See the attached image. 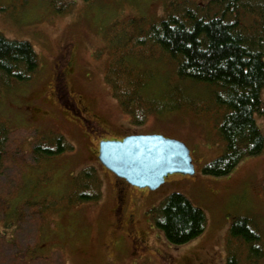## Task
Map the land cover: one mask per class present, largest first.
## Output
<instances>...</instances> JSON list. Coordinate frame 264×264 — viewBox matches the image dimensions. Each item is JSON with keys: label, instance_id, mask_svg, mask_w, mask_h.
Returning a JSON list of instances; mask_svg holds the SVG:
<instances>
[{"label": "rangeland", "instance_id": "1", "mask_svg": "<svg viewBox=\"0 0 264 264\" xmlns=\"http://www.w3.org/2000/svg\"><path fill=\"white\" fill-rule=\"evenodd\" d=\"M175 7L179 11L182 6ZM0 9V36L29 41L40 61L29 81L0 82V126L11 131L0 166V264H226L228 231L238 218H247L264 244V151L243 160L228 176L203 173L226 147L219 133L224 109L215 106L211 89L182 83L175 64L158 47L133 45L130 50L140 64L135 76L152 77L147 87L152 112L136 125L106 81L108 68L119 61L112 41L143 39L152 24L176 12L171 0H0ZM68 44L75 49L71 66L65 68L67 56L61 54ZM134 59L130 63L137 67ZM121 66L130 69L127 63ZM56 68L67 71L65 80L61 78L63 103L54 91ZM68 95L83 101L78 106L87 108L86 118H98L103 126L87 125V132L95 133H85L79 121L83 117L66 100ZM262 101L264 106V92ZM256 121L264 136V115ZM132 135L182 141L196 174H172L156 191L119 184L92 150L99 140L118 142ZM55 136L73 150L36 161L34 147L53 146L49 143ZM88 170L99 178L102 198L78 202V175ZM122 186V216L129 210L134 214L138 235L146 239L143 248L134 247L127 231H115L116 192ZM173 193L187 197L207 220L205 232L181 246L170 244L153 225V210ZM233 243L241 264H251L245 246ZM257 264H264V258Z\"/></svg>", "mask_w": 264, "mask_h": 264}, {"label": "trees", "instance_id": "2", "mask_svg": "<svg viewBox=\"0 0 264 264\" xmlns=\"http://www.w3.org/2000/svg\"><path fill=\"white\" fill-rule=\"evenodd\" d=\"M171 6L175 9V6L182 7L152 24L143 34V39L133 37L134 41L125 36L111 40L114 54L119 53L114 57L119 61L108 68L106 81L115 100L136 125L144 124L152 112L150 98H147L148 80L152 77L147 79L149 75H146L142 80L135 76L140 64L130 50L133 45L137 48L147 44L158 47L175 64L176 76L182 83L203 84L211 89L215 106L224 109L219 133L226 147L224 155L206 165L203 173L225 177L243 160L259 156L264 151V136L256 125V116L264 115V0H206L204 4L194 5L190 0H184L183 5L171 0ZM3 11L0 9V13ZM132 59L137 62V67L131 65ZM39 62L38 54L29 41H14L0 36L2 84L29 81ZM126 63L129 70L122 69L121 64ZM56 82L59 93L63 88L62 79L58 76ZM178 90L176 94L181 95L183 91ZM10 132L6 125L0 126V166ZM49 144L53 146L40 143L34 147L36 161L73 150L62 136L53 137ZM78 176L77 201L101 200L102 184L94 171H84ZM153 212V225L172 245L188 244L205 232L207 220L204 211L180 193L170 194ZM228 232L226 264H241L237 251L232 248L235 241L245 246L247 260L251 264H257L264 258L262 236L247 218L236 219Z\"/></svg>", "mask_w": 264, "mask_h": 264}, {"label": "water", "instance_id": "3", "mask_svg": "<svg viewBox=\"0 0 264 264\" xmlns=\"http://www.w3.org/2000/svg\"><path fill=\"white\" fill-rule=\"evenodd\" d=\"M66 62L69 60L65 61V68ZM98 161L117 179L151 191L162 187L172 174H196L189 148L182 141L160 135H132L118 142L102 141Z\"/></svg>", "mask_w": 264, "mask_h": 264}, {"label": "flooded vegetation", "instance_id": "4", "mask_svg": "<svg viewBox=\"0 0 264 264\" xmlns=\"http://www.w3.org/2000/svg\"><path fill=\"white\" fill-rule=\"evenodd\" d=\"M68 47L66 48H63L62 49V54L61 56H67V59L66 61L69 60V63L67 65V67L69 68L71 66V63H72V59H73V54H74V49H75V45L74 44H68L67 45ZM66 75H67V71L63 74V73H60V71H57V68H56V71H55V83H54V91H55V94H56V98H57V101L60 103H63L62 102V98L60 97V92L57 93V78L59 76V78H63L65 80L66 78ZM62 96V95H61ZM65 97V95H63ZM67 101H70V104L74 107L76 106L78 111L81 113V116L83 117V120H79L81 121V123L83 124V126L85 127V133H87L88 135L91 134L94 132V130H90V132H87V129L89 130V125L92 126V124H95L96 128H97V124H100L103 126V122L96 118V122L95 121H91L89 120L88 118H86V116L83 114L85 112V110H87V108H85V110L83 109V107H79V102L81 103H84L83 101H79V100H74L71 99L68 95V99H66ZM66 104V103H64ZM70 114V113H69ZM74 118V117H73ZM88 125V126H87ZM99 125V126H100ZM101 127V126H100ZM100 127H98V129H101ZM95 133V132H94ZM99 138V137H98ZM125 138V137H124ZM119 140H123V139H119ZM100 143L101 141L99 140L98 142V145H97V150H92L93 153L97 154V157H98V153H99V149H100ZM119 181V180H118ZM121 182V180H120ZM121 184V183H120ZM122 185V184H121ZM125 199H126V192H125V189H124V186L122 187H119L117 192H116V207H115V211H114V218H115V224H114V228H115V231H127L130 239H132V243L134 245V247L137 249V248H143L145 245H146V239L142 236H139L138 235V231H137V227H136V219H135V216L134 214L132 213L131 210L128 211V213L125 215V216H122L123 215V210H124V206L125 205Z\"/></svg>", "mask_w": 264, "mask_h": 264}]
</instances>
